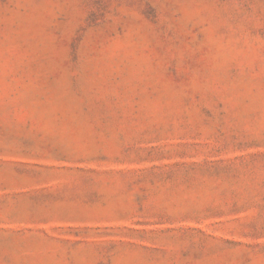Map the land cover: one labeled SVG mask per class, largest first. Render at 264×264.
<instances>
[{
    "label": "rangeland",
    "instance_id": "374dc122",
    "mask_svg": "<svg viewBox=\"0 0 264 264\" xmlns=\"http://www.w3.org/2000/svg\"><path fill=\"white\" fill-rule=\"evenodd\" d=\"M0 264H264V0H0Z\"/></svg>",
    "mask_w": 264,
    "mask_h": 264
}]
</instances>
